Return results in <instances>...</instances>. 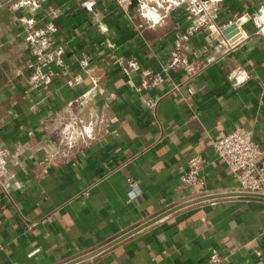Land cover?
<instances>
[{
	"label": "crops",
	"instance_id": "0c3cea01",
	"mask_svg": "<svg viewBox=\"0 0 264 264\" xmlns=\"http://www.w3.org/2000/svg\"><path fill=\"white\" fill-rule=\"evenodd\" d=\"M89 1L41 0L37 28L55 30L29 44L10 0H0V264H70L198 199L201 186L183 177L197 156L211 193L235 191L213 144L236 126L253 130L264 148V38L251 21L243 25L248 37L225 54L213 49L225 37L205 27L183 40L200 67L188 80L182 67L166 64L191 27L182 11L138 36V21L111 0H94L93 10L84 6ZM262 6L264 0H225L217 27ZM126 59L139 62L128 74L118 63ZM38 67L52 73L49 85H31ZM149 69L159 82L139 92ZM92 78L102 93L69 107L93 87ZM71 113L96 122L87 148L60 144ZM34 247L41 251L29 258ZM214 251L219 264H264V198L185 207L78 264H205Z\"/></svg>",
	"mask_w": 264,
	"mask_h": 264
},
{
	"label": "built area",
	"instance_id": "2783aa9c",
	"mask_svg": "<svg viewBox=\"0 0 264 264\" xmlns=\"http://www.w3.org/2000/svg\"><path fill=\"white\" fill-rule=\"evenodd\" d=\"M10 2V12L14 23L20 24L27 43L33 44L42 36H47L55 30V26L52 24L49 25L47 31H41L37 28L38 19L36 14L41 9V0H10ZM93 2L94 0H92V3L90 1L86 2L84 6L89 10H93ZM111 2L115 7V11L125 15L131 22L134 19L138 21V24L135 25L138 36L142 35L147 29H154L166 24L176 12L182 11L186 15V18L191 21V27L189 31L177 39L175 49L166 64L167 67L172 69L182 67L187 73L188 80L198 74L200 67L197 65V60L191 56L189 50L183 51V40H189L202 27H205L209 32L218 33L220 38L223 37L221 32L224 28H218L216 22L225 4V0H135V3L134 0H111ZM142 4H147L148 8H142ZM150 10L154 11L156 19H152L146 15ZM248 16H250L248 21H251L254 26V35L264 38V6ZM96 18L98 19L97 26L99 32L106 36L108 34L107 25L102 22V17L100 18L98 13L96 14ZM234 22L227 24L225 28ZM247 37L248 34L246 33L245 39ZM105 44L113 47L107 39L105 40ZM234 48L236 47L232 46L230 40L225 38L220 39V42L213 47L215 54H225ZM213 58L211 56L208 61L213 60ZM118 63L126 74L129 73V68H138L139 66L137 59L118 60ZM83 64L85 68L89 67L87 61H84ZM157 76L159 75H156L150 69L144 71L141 84L137 87V90L139 92L149 90L159 82ZM51 80L52 73L38 67L36 72L31 76L30 83L33 87L40 82L49 85ZM92 84L93 87L91 89L86 91L81 97L70 102L68 106L73 108L76 104L82 105L89 102L93 94L98 90L102 93L97 79L92 78ZM189 93L193 95L192 90H189ZM142 99L143 102L150 103L144 96H142ZM60 134V144L69 150L87 148L90 142L97 138L96 122L84 120L81 115L71 113L69 121L62 126ZM213 152L217 158L227 165L233 178L238 183L235 191L226 193H255L264 195V148L255 140L253 130L236 126L231 132L214 142ZM56 154L49 156L55 160H59L60 157H56ZM0 164H4L3 161L0 160ZM203 166L204 160L201 156H197L190 160L188 168L183 175L187 183L193 184L196 181L201 186L198 192L199 198L216 195L210 192L205 178L200 176ZM9 178L10 176L5 177V179ZM129 185L134 187L136 183L129 180ZM3 187L6 191L8 184H3ZM40 251L39 247H34L29 251L28 257L34 258ZM221 260L220 254L214 251L210 257V263L205 264H219Z\"/></svg>",
	"mask_w": 264,
	"mask_h": 264
},
{
	"label": "water",
	"instance_id": "95a60500",
	"mask_svg": "<svg viewBox=\"0 0 264 264\" xmlns=\"http://www.w3.org/2000/svg\"><path fill=\"white\" fill-rule=\"evenodd\" d=\"M134 3H135V0H134ZM250 19V16H246L245 18H240L239 20H237L236 22L230 24L228 27L224 28L221 32V34L228 40H230L231 44L233 47H237L244 39H245V36H241L242 34H245L246 35V32L245 30L243 29V25L245 23H247V21ZM249 196V197H258V198H264V195L262 194H255V193H226V194H219V195H213V196H205V197H201V198H198V199H195L191 202H188V203H185V204H182L176 208H174L173 210L169 211L168 213L158 217V218H155L153 221L145 224L144 226H141L139 227L138 229H135L129 233H127L126 235L123 236V238H121L120 240L116 241L115 243H112L96 252H93L91 254H88L84 257H81L79 258L78 260L74 261V262H71L70 264H78L80 262H83L89 258H92L93 256L99 254L100 252L108 249L109 247L113 246L114 244L134 235L135 233L139 232L140 230L150 226L151 224H153L154 222H157L158 220H160L161 218L175 212V211H178L180 209H183L185 207H188V206H191V205H194V204H197V203H200V202H204V201H209V200H213V199H218V198H224V197H230V196Z\"/></svg>",
	"mask_w": 264,
	"mask_h": 264
},
{
	"label": "clouds",
	"instance_id": "9594fccd",
	"mask_svg": "<svg viewBox=\"0 0 264 264\" xmlns=\"http://www.w3.org/2000/svg\"><path fill=\"white\" fill-rule=\"evenodd\" d=\"M142 8H148V5L147 4H142ZM146 15H148L152 19H156L157 18L155 16V14H154V11H151V10L149 12H147Z\"/></svg>",
	"mask_w": 264,
	"mask_h": 264
},
{
	"label": "bare ground",
	"instance_id": "6f19581e",
	"mask_svg": "<svg viewBox=\"0 0 264 264\" xmlns=\"http://www.w3.org/2000/svg\"><path fill=\"white\" fill-rule=\"evenodd\" d=\"M241 36H244V34H242Z\"/></svg>",
	"mask_w": 264,
	"mask_h": 264
}]
</instances>
